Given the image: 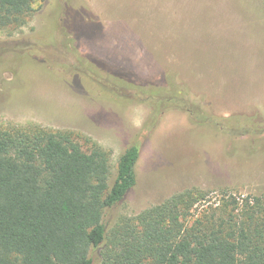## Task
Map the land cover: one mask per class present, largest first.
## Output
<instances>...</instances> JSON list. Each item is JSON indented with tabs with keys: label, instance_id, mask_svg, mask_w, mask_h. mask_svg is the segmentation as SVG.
<instances>
[{
	"label": "rangeland",
	"instance_id": "obj_1",
	"mask_svg": "<svg viewBox=\"0 0 264 264\" xmlns=\"http://www.w3.org/2000/svg\"><path fill=\"white\" fill-rule=\"evenodd\" d=\"M34 7L27 26L0 30V128L79 132L112 152L113 178L138 144V183L113 213L190 188L213 201L264 194V0ZM173 86L232 128L192 122Z\"/></svg>",
	"mask_w": 264,
	"mask_h": 264
},
{
	"label": "trees",
	"instance_id": "obj_2",
	"mask_svg": "<svg viewBox=\"0 0 264 264\" xmlns=\"http://www.w3.org/2000/svg\"><path fill=\"white\" fill-rule=\"evenodd\" d=\"M34 3L0 0V30L27 26ZM173 88L192 122L232 128ZM140 154L129 146L113 178L112 152L79 132L0 128V264H264V194L213 201L190 188L113 213L138 183Z\"/></svg>",
	"mask_w": 264,
	"mask_h": 264
}]
</instances>
